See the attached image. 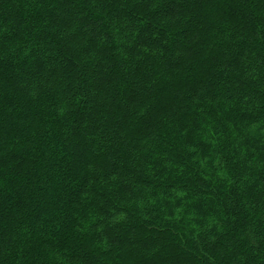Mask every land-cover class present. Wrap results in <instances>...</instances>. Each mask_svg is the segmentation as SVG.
Instances as JSON below:
<instances>
[{"label":"trees","instance_id":"16d2710c","mask_svg":"<svg viewBox=\"0 0 264 264\" xmlns=\"http://www.w3.org/2000/svg\"><path fill=\"white\" fill-rule=\"evenodd\" d=\"M0 264H264V0H0Z\"/></svg>","mask_w":264,"mask_h":264}]
</instances>
